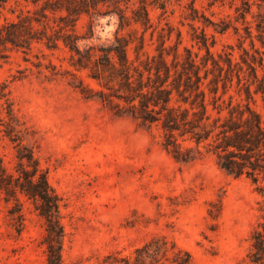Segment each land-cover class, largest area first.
<instances>
[{
  "label": "rangeland",
  "instance_id": "374dc122",
  "mask_svg": "<svg viewBox=\"0 0 264 264\" xmlns=\"http://www.w3.org/2000/svg\"><path fill=\"white\" fill-rule=\"evenodd\" d=\"M36 1L0 0V25L5 17L16 19L21 11L34 9ZM190 1L167 0L166 12L148 7L153 26L145 32L147 50L155 53L165 40L172 52L177 48L184 53L188 48L205 54L193 40L204 24L189 18ZM132 3L138 5V0L120 2L128 16ZM117 5V1L99 5L79 17L76 33L88 37L79 41L81 49L110 46L118 32L134 40L128 49L134 56L142 28L128 21L120 25ZM194 5L207 21L234 13L228 1L211 8L208 0H195ZM205 31L215 34L217 42L211 46L215 56L233 46L238 57L239 41L232 30L220 35L210 25ZM60 45L49 50L33 43L28 51L9 46L6 58L0 59V154L13 170L15 144L5 136L13 129L45 169L60 199L64 262L102 264L107 255L130 254L151 236L162 234L188 250L194 264H241L260 216V197L250 181L229 175L212 155L189 162L174 159L161 147L157 133L153 136L130 117L117 116V83H99L87 70L76 71L69 50ZM244 45L250 49L248 40ZM39 61L42 72L33 64ZM50 62L58 74L48 78L50 68L45 67ZM64 71L75 72L96 94L85 97L73 86L78 79L62 75ZM98 91L111 95L112 102H103ZM254 99L250 105L264 121V101L259 94ZM2 197L0 192V264H47L46 224L34 204L21 196L25 225L19 234L8 223ZM219 200L221 214L212 221L209 205Z\"/></svg>",
  "mask_w": 264,
  "mask_h": 264
},
{
  "label": "trees",
  "instance_id": "16d2710c",
  "mask_svg": "<svg viewBox=\"0 0 264 264\" xmlns=\"http://www.w3.org/2000/svg\"><path fill=\"white\" fill-rule=\"evenodd\" d=\"M115 1L120 25L128 21V25L142 28L133 47V57L128 49L134 40L118 32L110 46L98 50L93 45H85L83 49L79 46L80 40L88 38L76 33L79 17ZM121 1H36L34 9L21 11L16 19L4 18L0 25V59L6 58L9 46L28 51L33 43H38L55 50L62 44L69 50L70 65L76 71L87 70L99 83L101 80L106 85L117 83V116L130 117L153 136L157 133L161 147L174 159L189 162L212 155L229 175L247 178L260 197V216L251 230L250 248L241 264H264V121L250 105L257 94L264 101V0H208L210 8L228 1L234 10L233 15H223L218 21H207L203 14L198 15L195 0H191L189 18L204 24L193 40L200 50L205 49V54L188 48L184 53L177 48L172 52L167 50L165 40L155 53L150 52L145 48V32L153 26L148 7L153 5L166 12L167 0L156 3L138 0V5L132 3L135 6L130 16L120 7ZM254 6L257 11L253 10ZM210 25L220 35L232 30L239 41L238 57L229 45L228 50L216 52L215 56L211 51L217 42L215 34L205 31ZM134 31L139 30L135 27ZM246 40L250 49L244 45ZM33 64L42 72L41 61ZM45 68H50L49 75L45 74L48 78L58 74L51 62ZM66 73L78 79L73 86L85 97L96 94L75 72L64 71L62 75ZM97 94L103 102H112L111 95L107 97L102 91ZM13 132V129L5 131V136L15 144L17 161L13 170L7 168L0 154V192L8 223L20 234L25 225L21 196L31 201L46 224L47 264H66L62 258L59 196L32 148L25 146ZM209 206L208 215L216 221L222 202H211ZM102 264H194V260L175 241L156 234L130 254L107 255Z\"/></svg>",
  "mask_w": 264,
  "mask_h": 264
}]
</instances>
